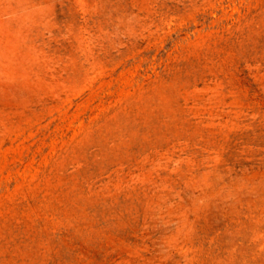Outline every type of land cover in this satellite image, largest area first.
Instances as JSON below:
<instances>
[{
  "label": "rangeland",
  "instance_id": "1",
  "mask_svg": "<svg viewBox=\"0 0 264 264\" xmlns=\"http://www.w3.org/2000/svg\"><path fill=\"white\" fill-rule=\"evenodd\" d=\"M0 264H264V0H0Z\"/></svg>",
  "mask_w": 264,
  "mask_h": 264
}]
</instances>
